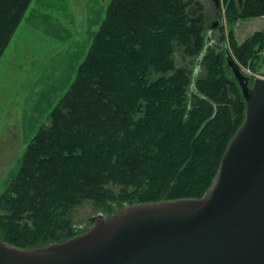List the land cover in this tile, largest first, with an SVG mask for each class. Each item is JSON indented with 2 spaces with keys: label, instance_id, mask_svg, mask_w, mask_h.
Here are the masks:
<instances>
[{
  "label": "trees",
  "instance_id": "16d2710c",
  "mask_svg": "<svg viewBox=\"0 0 264 264\" xmlns=\"http://www.w3.org/2000/svg\"><path fill=\"white\" fill-rule=\"evenodd\" d=\"M223 1L230 25L216 41L200 0H110L75 80L4 184L3 240L32 248L82 233L74 212L86 202L111 215L204 195L246 111L218 47L229 41L252 67L264 49V31L239 43L232 27L264 16V0ZM32 2L0 0V58Z\"/></svg>",
  "mask_w": 264,
  "mask_h": 264
},
{
  "label": "water",
  "instance_id": "95a60500",
  "mask_svg": "<svg viewBox=\"0 0 264 264\" xmlns=\"http://www.w3.org/2000/svg\"><path fill=\"white\" fill-rule=\"evenodd\" d=\"M227 64L246 111L203 196L98 213L84 232L44 246L0 237V264H264V78L251 86L231 55Z\"/></svg>",
  "mask_w": 264,
  "mask_h": 264
},
{
  "label": "rangeland",
  "instance_id": "374dc122",
  "mask_svg": "<svg viewBox=\"0 0 264 264\" xmlns=\"http://www.w3.org/2000/svg\"><path fill=\"white\" fill-rule=\"evenodd\" d=\"M200 1L207 14V33L218 41L220 27L215 30L212 25L220 17V8L213 0ZM109 2L33 0L14 33L0 58V193L5 182L18 170L27 142L42 124L48 123L50 111L75 80ZM221 24L227 35L230 24L223 0ZM232 27L236 39L242 43L255 32L264 31V16L239 19ZM222 42L218 48L235 57L229 41ZM235 59L252 82L255 77H264V49L256 67ZM95 214L97 211L90 202L77 207L76 225L88 229L90 218Z\"/></svg>",
  "mask_w": 264,
  "mask_h": 264
},
{
  "label": "flooded vegetation",
  "instance_id": "af4514ba",
  "mask_svg": "<svg viewBox=\"0 0 264 264\" xmlns=\"http://www.w3.org/2000/svg\"><path fill=\"white\" fill-rule=\"evenodd\" d=\"M216 15L218 17V13ZM218 26H220V18L219 17H218L217 21L213 23L212 27L218 29Z\"/></svg>",
  "mask_w": 264,
  "mask_h": 264
}]
</instances>
